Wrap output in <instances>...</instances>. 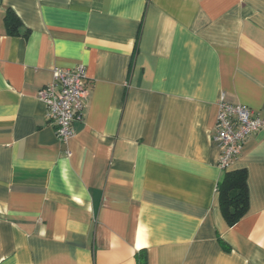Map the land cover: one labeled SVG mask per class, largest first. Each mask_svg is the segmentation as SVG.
<instances>
[{"label":"crops","instance_id":"1","mask_svg":"<svg viewBox=\"0 0 264 264\" xmlns=\"http://www.w3.org/2000/svg\"><path fill=\"white\" fill-rule=\"evenodd\" d=\"M79 64L63 144L36 92ZM221 97L264 115V0H0V264H264V133L229 226Z\"/></svg>","mask_w":264,"mask_h":264},{"label":"built area","instance_id":"2","mask_svg":"<svg viewBox=\"0 0 264 264\" xmlns=\"http://www.w3.org/2000/svg\"><path fill=\"white\" fill-rule=\"evenodd\" d=\"M84 80L85 67L82 64L74 68L55 67L51 82L36 92L37 98L45 104L47 118L60 143L66 144L73 137L72 125L83 117L82 110L88 98ZM259 131L264 133V115L221 97L213 136L220 147L219 168L227 170L241 153L245 141ZM69 154L67 150L66 155Z\"/></svg>","mask_w":264,"mask_h":264},{"label":"trees","instance_id":"3","mask_svg":"<svg viewBox=\"0 0 264 264\" xmlns=\"http://www.w3.org/2000/svg\"><path fill=\"white\" fill-rule=\"evenodd\" d=\"M18 18L11 9H8L4 15V24L8 33L16 32ZM246 170H224L220 180L217 183V199L220 212L225 222L232 226L248 210V190L246 183ZM223 244L222 240H219ZM137 264H146L144 254L136 255Z\"/></svg>","mask_w":264,"mask_h":264}]
</instances>
